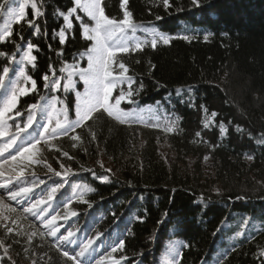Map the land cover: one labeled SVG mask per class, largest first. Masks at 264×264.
<instances>
[{
  "label": "trees",
  "instance_id": "1",
  "mask_svg": "<svg viewBox=\"0 0 264 264\" xmlns=\"http://www.w3.org/2000/svg\"><path fill=\"white\" fill-rule=\"evenodd\" d=\"M21 2L0 0V27ZM35 3L41 14L34 17L29 4L23 20H11L12 35L0 40V52L7 54L0 55V101L17 86L31 89L20 69L37 82V89L20 95L8 114L12 119L0 136V148L17 134L18 144L39 139L47 123L46 105L54 106L61 120L66 114L74 122L77 93L82 98L86 89L80 72L88 68L85 53L93 42L85 38L76 15L89 27L94 21L78 10L61 44L58 33L65 24L56 10L66 12L73 0ZM169 4L127 0L121 8V0H102L109 18L123 19L127 10L136 25L120 41L129 52L118 53L110 66L115 87L109 104L121 90L132 92L119 106L131 114L125 123L101 110L68 136L46 134L32 162L28 154L12 161L15 145L0 155V163L8 161L0 167V185H7L0 193L9 199V190L31 189L9 199L22 229L0 225V241L10 245L14 256L34 251L36 264H75L64 252L82 264H171L173 258L177 264H264V0ZM29 43L33 63L22 60ZM121 62L131 83L120 76ZM45 74L49 88L44 87ZM54 80L60 85L52 90ZM32 104L39 107L24 129ZM17 110L21 115H15ZM54 124L55 119L50 128ZM73 135L79 139L72 140ZM163 137L174 154L171 164L159 152ZM61 164L68 170L57 176ZM21 169L18 180L13 173ZM33 205L31 213L24 211ZM70 232V242L61 239ZM89 240L91 247L77 256ZM11 263L0 252V264Z\"/></svg>",
  "mask_w": 264,
  "mask_h": 264
},
{
  "label": "snow or ice",
  "instance_id": "2",
  "mask_svg": "<svg viewBox=\"0 0 264 264\" xmlns=\"http://www.w3.org/2000/svg\"><path fill=\"white\" fill-rule=\"evenodd\" d=\"M127 3V0H121V8H124V5ZM162 3L164 4L165 8L170 7L169 0H162ZM194 4L198 5V0H193ZM30 4L31 8L33 9L34 17L39 16L41 13L39 11V8L37 4L35 3V0H22V2L19 4L18 9L13 8L10 9L11 17L10 21L0 27V40H5L6 38L10 37L12 35L11 30V20H15L16 22H19L23 20L26 16L25 8ZM74 7L67 8V11L60 10L57 8L56 14L61 16L63 18L65 27L61 28L58 35L60 38V43H65V31L67 29L72 28L73 21L70 19V17L73 16V14L77 13L79 11H83L92 21H94V25L89 27L88 25L84 24L81 20V17L79 15H76V19L81 21V26L83 28L85 35V38L87 40L92 41V46L87 49L86 55L88 56V68L84 69L80 72L81 79L84 80V83L86 85L85 92L83 94V97H81V94L77 93L78 96V103L76 107V115L77 119L72 122L68 121L67 115L65 114L63 117V120L59 118V113L56 112V109L54 106H44L42 108V111L47 112V123H45L42 127L44 131L40 133V138L35 139L32 142H29L28 144H18L17 141L19 140V135H14L12 139L6 144L3 148H0V155H3L4 152H6L9 148H12L13 145L16 146V154L11 155V160L16 161L18 158H25V155H27V159L32 162L33 157L35 156L36 152H39L40 150L36 147L38 144L41 143L42 140L45 139L46 134H50L52 138H55L57 135L62 136H68L69 132H75V129L78 127H81L85 124L86 121H89L93 118L94 113H98L101 110L106 113L109 117H112L119 121L120 123H125L127 117L131 115L130 113L125 112L123 109H121L119 106L122 101H124L127 97L132 96V92L129 91L125 93L123 90L120 91V94L118 96L113 97L114 104H109V99L112 97V91L115 87V81L112 79V72L110 71V66L113 63L114 58L117 56L118 53H128L129 47L120 41H123L124 36L126 35V29H131L132 31H135L136 25L134 24L132 20V13L125 10L123 19L117 20L116 18H109L107 15H105L104 7L102 6V0H73ZM159 19V17L157 18ZM28 25L31 28H35L37 31H39L38 26L35 24L34 20H28ZM159 38L163 41L164 44L169 43V38L160 34ZM187 39V37H185ZM207 39V37H205ZM157 41L153 39L152 41V47H156ZM34 48V45L29 43L27 45V51L25 52L24 56L22 57V60H26L29 63H33L36 60V57L32 55V49ZM141 45L137 43L135 45V49H140ZM133 49V50H135ZM0 55H7L6 53L0 52ZM83 55V54H82ZM13 61L15 57H12ZM34 66V64H33ZM119 67L122 69L120 76L124 77L129 83L132 81V77L125 76V74L128 72V68L125 66L123 62L119 64ZM155 67L154 65L152 66ZM4 74L6 75L9 71L7 67L4 68ZM61 71L63 72L64 69L62 68ZM19 75L23 77L26 81L31 82V89L19 87L17 86L16 89H13L10 91V93L6 94L4 99L0 101V136L5 135L4 128L7 126V120L12 119L9 113L13 111V109L16 108L18 103V97L20 95H26L29 91H35L37 89V82L33 79H31L30 76H27L23 69H20ZM42 79L45 81L44 87L49 88L50 84V77L48 74H45ZM70 80L69 82H65L63 84V87L65 90H67L70 87ZM3 84V78L0 77V86ZM60 85L59 80H54L51 83V89L55 90ZM143 87V85H141ZM179 91V90H178ZM44 97H41V100H43ZM39 107L36 104H32L28 106V120L27 123L24 125V129H27L30 127L35 119L34 111L35 109ZM49 108L51 110H49ZM15 115L19 116L21 115L20 111L17 110ZM215 115V113L213 114ZM55 119V124L50 128V125L53 124V120ZM207 126V125H205ZM18 133L21 131L20 126L17 125ZM221 132L225 131L224 125L221 124L220 126ZM167 131H172L171 127L167 128ZM199 135V133H197ZM72 140H78L79 137L76 135H73L71 137ZM64 156H68L67 152L63 153ZM248 159H252L251 156L247 157ZM207 159V157H205ZM8 161L5 160L2 163H0V167H3L4 163H7ZM39 162V161H36ZM61 167L63 168L64 165L61 164ZM49 171H53L51 166H49ZM110 171V170H109ZM23 172V169H21V174ZM61 172H55V175L60 176ZM67 173H64L66 175ZM4 175L2 171H0V176ZM103 180H107L108 177L104 176L102 177ZM0 187L7 188V185H0ZM88 191H91V189H87ZM30 188H21L19 192H13L11 190L8 191V197L11 200H16L17 197L21 194H27L30 192ZM55 191V189H53ZM49 199H51V196H49ZM39 203V202H38ZM0 206L7 208L8 206L3 203L2 200H0ZM37 205H33L32 208H26L24 209L25 212L31 213L34 208H36ZM9 211H15V209H8ZM75 215V213H72ZM55 217L52 218L51 221L48 223H53L55 221ZM15 223V221H13ZM8 232H12V228L7 229ZM56 229H53L51 231V235L56 234ZM34 235V234H33ZM73 234L70 232L68 233V236L61 237L62 240L69 241V238ZM92 241L89 240L88 244L84 246V248L81 250V252L77 253V256H83L85 252L88 251L89 247H91ZM121 249L124 246V241H120L118 245ZM0 248H4V244L2 241H0ZM5 253H7V248L4 249ZM113 252L116 251V248L114 247L112 249ZM64 255L68 257V259H71L75 262V264H82V261H78L76 257L69 256L67 252H64ZM261 255L264 256V250H261ZM171 264H177L175 258L172 259Z\"/></svg>",
  "mask_w": 264,
  "mask_h": 264
},
{
  "label": "rangeland",
  "instance_id": "3",
  "mask_svg": "<svg viewBox=\"0 0 264 264\" xmlns=\"http://www.w3.org/2000/svg\"><path fill=\"white\" fill-rule=\"evenodd\" d=\"M142 143V141H139V144ZM158 148H159V152L161 154V156L163 157V159L166 161L167 164H171L174 160V154L172 152V149L170 147V145L167 143V141L165 140V138H160L159 139V144H158ZM206 162V159H205ZM192 159H188V167L189 169H192ZM101 165H106L104 163H102ZM108 167H110V165H106V169L110 170ZM54 168V167H53ZM56 169V168H54ZM68 168H62L60 167L59 169H56V172H65L67 171ZM23 174V172H22ZM21 171L18 173H13L14 176H16L17 178L20 177ZM6 195L3 193H0V200L3 201V203L5 205H7L8 207H2L0 206V225H11V226H17L16 228L18 230L22 229V225H20L18 223V217L15 218L17 216L16 213V209L14 207V205L12 204V202H10V200L8 198L5 197ZM15 209V211H9L8 209ZM13 221H15V223H13ZM21 226V227H20ZM29 237H32V232L30 231L28 233ZM29 240V239H28ZM5 248H7V253H5ZM0 252L4 255H6L8 258L11 259V264H36L34 263V257L37 255L36 252L31 251V253L20 256V257H16L14 256V254L10 251V245H4V248H0Z\"/></svg>",
  "mask_w": 264,
  "mask_h": 264
}]
</instances>
